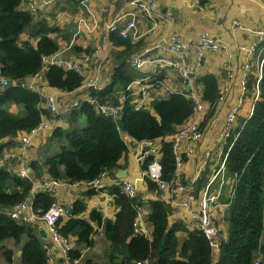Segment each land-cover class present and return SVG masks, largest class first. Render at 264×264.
Returning a JSON list of instances; mask_svg holds the SVG:
<instances>
[{
	"label": "trees",
	"instance_id": "16d2710c",
	"mask_svg": "<svg viewBox=\"0 0 264 264\" xmlns=\"http://www.w3.org/2000/svg\"><path fill=\"white\" fill-rule=\"evenodd\" d=\"M28 0H0V68L3 76L11 80L0 90V138L30 131L49 110L41 107L42 99L37 92L16 84L41 71L43 56L57 52L59 43L54 34L57 26L46 19L36 21L33 13L26 9ZM23 5V6H22ZM28 33V37H24ZM115 44L130 47L129 40L118 31L111 34ZM127 51V50H126ZM111 83L102 89H91L96 100L80 101L65 114L70 128L65 133L55 130L56 136L65 134L67 145L46 159V166L52 177L68 178L71 183L95 180L102 170L112 172L118 169L120 161L128 152V145L122 138L121 130L136 140L159 139L174 133L194 113V100L183 93H172L166 99L155 100L153 111L148 108L136 109L127 99L119 119L104 116L98 104L119 103V90L128 92L136 73L123 55L119 59ZM259 80L258 69H252L246 81V102L248 112L241 115L240 125L229 138L226 158L228 169L234 174V193L228 212V236L221 240L217 264H264V66ZM52 87L73 91L80 87L84 77L75 69H64L50 65L45 74ZM203 86L202 98L211 104L213 115L220 98L217 77L207 73L198 78ZM86 124L83 125V121ZM150 158L146 160L148 162ZM162 179L170 181L176 175L177 161L173 143L163 140ZM36 171L40 163L33 161ZM146 164H144V168ZM148 188L156 190V182L146 178ZM33 182L28 177L12 174L6 167H0V242L13 238L21 241L27 237L20 256L21 264H50L46 247L36 227L16 221L5 208L23 201L30 196ZM115 203L120 208L115 219H104L94 209L89 218L80 217L86 211L84 200H76L71 216L59 218L56 225L62 236L77 237L78 246L92 247L95 244V230L92 222L104 226L111 248L105 253L104 264H135L137 260H148L153 264H212L213 249L210 241L199 228L189 232L188 238L180 242L177 232L182 224L169 225L171 205L165 200H151L148 219L153 224L152 238L135 231V205L141 200L131 198L114 187ZM97 192L91 187L87 192ZM49 192H40L33 200L34 210L43 214L55 204ZM7 262H13V251L3 249ZM72 259H82L79 248L69 250ZM81 264H102L91 258Z\"/></svg>",
	"mask_w": 264,
	"mask_h": 264
},
{
	"label": "crops",
	"instance_id": "0c3cea01",
	"mask_svg": "<svg viewBox=\"0 0 264 264\" xmlns=\"http://www.w3.org/2000/svg\"><path fill=\"white\" fill-rule=\"evenodd\" d=\"M23 6V5H22ZM27 6V5H26ZM27 9V7H26ZM159 13L167 14L168 18L161 19L155 12L149 13L137 0H51L34 13L36 21L46 19L50 25L57 26L54 34L59 43V49L50 55L53 58L75 62L83 70V83L73 91H65L52 87L46 80V71H40L42 80L30 76L24 80L28 84L37 86L47 93L54 95L61 108L65 109L83 100H90V80H96L100 88L109 85L121 56L136 73L135 80L129 85L128 92L119 90V103L124 105L127 99L135 107L142 104L143 108L153 111L155 100L166 99L172 93L179 92L187 96L196 93L203 102L204 113L199 119L203 129L202 138L197 142H182L180 156L182 162L177 166L176 174L185 185L184 190L161 191L159 188L150 190L144 176V165L139 161V155L146 148V140H136L127 132L121 130L122 138L128 145V152L121 159V166L113 170L107 177L108 188L88 195L91 190L87 181L71 183L68 178H62L58 188L56 202L72 207L76 200H84L87 209L80 217L89 218L90 212L99 210L104 219H115L120 208L115 203L112 193L117 180L131 182L137 197L146 208L147 218L139 221V231L152 238L153 224L148 219L151 200H165L171 205L169 225L180 223L183 228L177 232L180 242L189 236V232L197 229V221L193 214L198 211L201 192L209 182L211 193L217 196V205L213 208L212 217L221 229V239L228 236V212L234 187L235 176L228 169L226 158L229 150V138L222 136L229 111L239 106L235 128L242 116H246L248 106L246 102V88L243 80L245 73L258 69L260 62L257 54L264 55V47L250 57L246 51L238 46L251 47L258 40V30L264 27V0H160ZM116 18H121L119 30L131 19L138 25L139 38L129 40L130 47L115 44L111 39L112 31L107 27ZM238 22V24H237ZM118 30V32H119ZM209 32L221 39L227 48L219 51H208L200 61L196 60L194 43L200 33ZM178 34L192 45L189 59L196 66V79L192 87L184 84L177 72L166 65L170 53L166 50L168 38ZM25 38L28 33H24ZM127 50V51H126ZM231 54V55H229ZM133 61L137 64L133 65ZM251 64L250 68L247 66ZM48 65V63H47ZM212 73L217 77L220 98L216 103L213 115L211 104L202 98L203 86L198 78ZM4 87L0 85V90ZM41 107L45 105L41 103ZM46 109V108H45ZM65 113L51 119V126L38 133L31 134V144L23 146L20 137L24 132L0 138V166L7 167L12 174H19L27 170L28 177L33 182L30 196L44 192L43 182L51 174L45 162L48 156L58 152L63 145H67L65 134L56 136L55 130L61 128L63 132L69 130L70 124ZM46 116V115H45ZM192 119V117H191ZM179 127V126H178ZM238 128V127H237ZM235 130V129H234ZM164 138L155 139V146L161 156ZM35 161L40 163L38 171L31 167ZM193 202L186 205L188 198ZM55 202V203H56ZM11 208V207H10ZM7 211L9 209L5 208ZM67 218H65L66 220ZM95 230V244L84 247L77 244V237L67 239L70 249L79 248L82 259L100 262L95 256L105 254L111 248L106 237L104 226L92 222ZM44 246L52 249L50 264H63L66 254L63 246L53 241L45 226L36 227ZM43 229V234L40 230ZM27 237L21 241L9 238L0 242L3 249L13 251V262L8 263L4 254L0 253V264H21L22 247ZM219 250H213V263L217 264ZM146 264L153 262L146 260Z\"/></svg>",
	"mask_w": 264,
	"mask_h": 264
},
{
	"label": "built area",
	"instance_id": "2783aa9c",
	"mask_svg": "<svg viewBox=\"0 0 264 264\" xmlns=\"http://www.w3.org/2000/svg\"><path fill=\"white\" fill-rule=\"evenodd\" d=\"M51 0H28L27 3V10L30 12L37 13L39 8L44 4L49 3ZM76 1H87V0H76ZM140 2L144 7H146L149 13H153L157 11V15L161 19L168 18L167 14L159 13L158 10L160 8V0H137ZM121 18H116L114 21L109 23L107 27L112 31H118V24ZM238 24V22H237ZM120 35L123 38H130L133 40H137L139 38L138 32V25L135 19L129 20L122 29L119 30ZM166 50L170 53V58L166 61V65L171 69L175 70L184 84L193 86L195 79H196V66L190 61L189 59V50L190 46L192 45L190 42H186L182 39L181 36L178 34L171 35L168 38ZM239 49L242 51H246L250 57H255L256 52L259 49L264 47V27L258 30V40L251 46L246 48L245 46H238ZM227 46L225 43L221 41V39L213 36L209 32H202L200 33L198 39L194 43V49L196 52V60L200 61L202 57L208 51H219L226 49ZM231 55V54H229ZM259 57L260 62L258 64V72H259V80L262 78V71L264 66V55L261 56L257 54V58ZM49 56H43V67L41 71L48 70L50 65H57L62 67L66 70L68 69H75L79 74L83 76V70L80 66H78L75 62L63 60L62 58H53L50 62H48ZM48 63V65H47ZM137 62L133 61V65H136ZM249 68L251 64L247 65ZM250 71L245 73V78L243 80L244 88H246V81L247 76L249 75ZM35 78L42 80L41 72L33 75ZM11 80L2 74V70L0 68V85L2 87L8 86ZM16 84L31 89L34 92H37L41 99L42 104L45 105V108L49 110L51 116H43L41 122L31 129L30 131H22L24 132L20 137V143L23 146H29L31 144V134L38 133L46 128L51 126V119L50 117L54 118L59 116L61 113L68 112V110L77 105L78 103L71 105L68 108H61L57 98L47 93L45 90L34 86L32 84H28L25 80H17ZM90 87L91 89L99 90L102 89L97 84L96 80H90ZM190 97L193 98L195 106H194V113L188 118V120L179 126L177 130L165 136L166 141H170L173 143V151L176 156L177 166L180 165L182 162V158L180 156V147L182 142H197L202 138L203 129L201 127V121L199 119L204 113V105L200 97L196 93H192ZM90 101L95 102L96 100L92 97ZM100 112L107 117H112L114 119H119L123 110V105L121 103L112 104V103H105V104H98ZM136 109L143 108L142 104L135 107ZM239 111V106L232 108L226 120V125L223 129V138L228 139L231 138L233 131L235 129V124L237 121V115ZM192 117V119H191ZM158 149L155 146V141L153 139L146 140V148L142 151L139 155V161L146 167L144 168V176L154 182L157 183L159 190L166 191L169 190L172 193L176 190H184L185 185L179 180L178 175L176 174L173 179L170 181H165L162 179V164H161V156L158 154ZM148 162H146V160ZM4 167V166H0ZM7 168V167H6ZM8 169V168H7ZM9 170V169H8ZM10 171V170H9ZM109 170H102L100 175L93 181L88 182L90 187L94 188L96 191L104 190L108 188L109 184L107 182V177L109 175ZM21 177H28L29 173L27 170H21L18 174ZM29 178V177H28ZM62 180L54 178L50 176L46 179L42 186L45 192H49L55 200L58 196V188L61 186ZM211 184L209 182L204 190L201 192L199 203H198V211L193 214V218L197 221L198 228L204 232L207 238L210 241L212 249L220 251V243H221V229L219 225L214 221L212 217L213 208L217 205V196L211 193ZM114 187H119L123 193L128 195L131 198L137 197V190L135 186L129 182L122 180L116 181ZM234 193V187L232 188V195ZM34 198L32 196H28L23 201L13 205L9 208L6 212L9 216L15 219L18 222L23 224L32 225L34 227L38 226H45L47 228V232L51 234L53 241L57 244H61L63 246V251L66 254L65 261L63 264H81V259H72L69 256V246L67 242V238L62 236L57 228V221L59 218H67L70 217L71 209L70 207L56 203L51 206L47 211L43 214H40L42 211L41 209L36 211L34 210L33 204ZM193 200L191 197L188 198L186 205L192 203ZM136 209V221L134 224L135 231L141 233L138 228L139 221L147 218L146 208L142 202H139L135 205ZM46 255L48 259H51L52 256V249L46 248ZM135 264H146V260H137ZM257 264H259L257 262Z\"/></svg>",
	"mask_w": 264,
	"mask_h": 264
},
{
	"label": "rangeland",
	"instance_id": "374dc122",
	"mask_svg": "<svg viewBox=\"0 0 264 264\" xmlns=\"http://www.w3.org/2000/svg\"><path fill=\"white\" fill-rule=\"evenodd\" d=\"M85 124H86V121L84 120L82 126H84ZM239 125H240V122H239V124H238V127H239ZM95 257H96V258L100 261V263H102V264H104V263L107 262L105 254H100L99 256H95Z\"/></svg>",
	"mask_w": 264,
	"mask_h": 264
},
{
	"label": "water",
	"instance_id": "95a60500",
	"mask_svg": "<svg viewBox=\"0 0 264 264\" xmlns=\"http://www.w3.org/2000/svg\"><path fill=\"white\" fill-rule=\"evenodd\" d=\"M190 88V85L188 86ZM40 234H43V229L40 230ZM44 235V234H43Z\"/></svg>",
	"mask_w": 264,
	"mask_h": 264
}]
</instances>
